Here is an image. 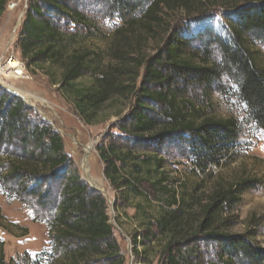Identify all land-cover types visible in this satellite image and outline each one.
Segmentation results:
<instances>
[{
    "label": "trees",
    "instance_id": "1",
    "mask_svg": "<svg viewBox=\"0 0 264 264\" xmlns=\"http://www.w3.org/2000/svg\"><path fill=\"white\" fill-rule=\"evenodd\" d=\"M207 1L30 0L21 26L18 48L28 72L49 74L86 125H97L106 110L114 109L122 120L117 129L135 138L131 148L113 140L98 152L117 193L115 208L119 199L127 205L132 198L160 206L154 216L144 210L143 240L134 235V252L143 264H152L156 248L161 264H264V247L252 235L231 231L238 224L232 213L241 195L258 185L257 179L218 184L208 194L182 197L163 171L158 147L146 155L135 151L140 140H179L187 134L203 172L219 164L238 139L237 122L206 115L184 89L194 82L211 86L224 75L237 86L248 117L264 130V66L255 61L247 41L250 34L264 31V0H239L231 7L219 64L192 51V40L172 30L176 13L202 15ZM7 4L0 0V19ZM105 19L120 22L109 37L95 24ZM97 35L109 40L106 49L86 45ZM156 106L162 108L161 115H153ZM0 185L8 197L24 204L30 197L29 205L42 211L51 256H58L55 264H126L106 197L81 180L52 126L3 87ZM0 227L8 231L1 210ZM211 244H218L215 261L207 260L202 249ZM4 246L0 240V264H8Z\"/></svg>",
    "mask_w": 264,
    "mask_h": 264
},
{
    "label": "rangeland",
    "instance_id": "2",
    "mask_svg": "<svg viewBox=\"0 0 264 264\" xmlns=\"http://www.w3.org/2000/svg\"><path fill=\"white\" fill-rule=\"evenodd\" d=\"M207 2L206 11L202 15L188 18L182 12L176 13L172 30L192 40L190 43L192 51L205 60H210L211 64L215 62L219 64L218 50L229 36L228 21L230 22L229 18L231 19L233 15L231 7L239 3V0H209ZM29 3L30 0H8L6 11L0 19V63L3 65L10 57L22 61L18 42ZM96 11L99 10L96 9ZM89 15L94 16L90 12ZM119 23L117 19H105L98 20L95 24L109 37ZM108 41L107 38L97 35L87 40L86 45L91 49H106ZM247 41L255 61L264 66V31L250 34ZM23 64L26 69L25 63ZM25 73L26 75L22 78L1 76L0 83L8 88L7 91L12 95L17 96L13 93L17 89L27 97L31 96L30 101L25 100V97L20 94L22 97H17L31 107L40 120L52 126L62 137L65 153L78 170L81 180L91 189L100 192L92 187L82 167L84 159L86 157L89 159L88 171L91 169L89 173L93 171L90 174L104 179L106 199L108 198V215L121 254L126 258V264H143L140 254L138 256L134 252V235H137L138 241L143 240L142 235L145 231L140 223L144 220V210L146 209L154 216L160 211V206L156 201L151 204L144 198H132L127 205L121 203L122 200L119 199L117 203L119 207L115 208L117 193L105 177V165L98 152L99 146L113 140L125 148H131L135 144L133 143L135 138L117 129L118 123L122 122L121 118L114 113L117 110H106L100 123L86 125L77 115L73 105L64 98L60 86L52 84L49 74L40 71L32 74L27 69ZM180 86L183 88L182 84ZM184 90L187 99L203 108L206 115L237 122L239 136L233 149L228 153L225 152L219 164L209 166L205 172L199 168L200 159L192 150L188 142L191 137L187 134H181L179 140L178 138L173 140L163 138L158 141L140 140L135 151L137 154L146 155L152 150L156 151L158 147L159 158L163 161V171L182 197H187L194 192L199 196L208 194L218 184L227 185L241 179H257L258 185L241 195L232 213L237 218L238 224L231 231L234 234L252 235V240L264 247V130L257 127L248 117L247 107L239 99L238 88L227 75L211 86L206 83L198 85L194 82ZM129 110L130 108L124 110V117L128 115ZM161 110L160 106H156L153 115H161ZM89 148L91 152L88 151ZM3 190L0 185V210L8 227V231L0 227V240L5 244L7 263L55 264L58 256L55 259L51 256L49 226L47 222L40 220L42 211L29 205L32 198H27V203L24 204L15 197H8ZM15 226L18 228H13ZM141 249L140 246L139 251ZM202 249L208 254L207 260H217L218 244L203 246ZM150 260L152 264H161L159 248L153 251Z\"/></svg>",
    "mask_w": 264,
    "mask_h": 264
},
{
    "label": "built area",
    "instance_id": "3",
    "mask_svg": "<svg viewBox=\"0 0 264 264\" xmlns=\"http://www.w3.org/2000/svg\"><path fill=\"white\" fill-rule=\"evenodd\" d=\"M14 62L15 65L13 66H10V63L11 62ZM24 61L20 60V59H16L15 57H10V59L7 61L6 64H1L0 63V77L1 76H4V77H7V76H11V77H14V78H22L26 75L25 71V67H24ZM0 87H3V88H6L4 87V85L2 83H0ZM6 90H9L8 88H6Z\"/></svg>",
    "mask_w": 264,
    "mask_h": 264
},
{
    "label": "bare ground",
    "instance_id": "4",
    "mask_svg": "<svg viewBox=\"0 0 264 264\" xmlns=\"http://www.w3.org/2000/svg\"><path fill=\"white\" fill-rule=\"evenodd\" d=\"M15 65V63L12 61L10 63V66H13ZM8 78V77H7ZM6 78V79H7ZM11 88V87H10ZM17 94H20V95H23L25 97V100L27 101H30V97H27L26 95H24L23 93H21L19 90L15 89L14 90ZM91 147V146H90ZM90 150H88L89 152H91V148H89ZM89 157V156H88ZM82 167L85 169V172H86V176L88 178V181L90 182V184L98 189V190H101L102 192L106 193L107 194V191H106V186H105V183H104V179L102 178H97L96 176H94V174H90L92 172L89 173V170L88 171V168H89V159L86 157V159H84V161L82 162Z\"/></svg>",
    "mask_w": 264,
    "mask_h": 264
},
{
    "label": "water",
    "instance_id": "5",
    "mask_svg": "<svg viewBox=\"0 0 264 264\" xmlns=\"http://www.w3.org/2000/svg\"><path fill=\"white\" fill-rule=\"evenodd\" d=\"M12 91V90H11ZM13 93H16V92H13ZM17 94V93H16ZM17 96H20L19 94H17ZM20 97H22V96H20ZM93 187V186H92ZM94 188V187H93ZM96 189V188H95ZM101 193H103V195L106 197L107 196V194L106 193H104V192H102L101 190H99ZM108 199V198H107Z\"/></svg>",
    "mask_w": 264,
    "mask_h": 264
}]
</instances>
